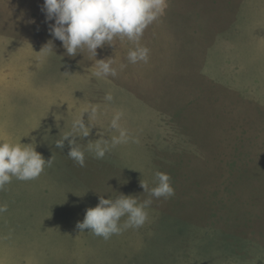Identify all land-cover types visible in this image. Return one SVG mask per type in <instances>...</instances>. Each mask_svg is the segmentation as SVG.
<instances>
[{"label": "rangeland", "instance_id": "374dc122", "mask_svg": "<svg viewBox=\"0 0 264 264\" xmlns=\"http://www.w3.org/2000/svg\"><path fill=\"white\" fill-rule=\"evenodd\" d=\"M166 3L140 41L148 62L117 37L96 57L117 76L97 79L95 57L50 34L44 0H0V142L52 159L0 191V264H264V0ZM89 105L82 147L116 135L117 113L130 138L80 167L55 142ZM157 170L175 194L152 198L142 227L108 240L77 228L101 196L148 199Z\"/></svg>", "mask_w": 264, "mask_h": 264}, {"label": "clouds", "instance_id": "9594fccd", "mask_svg": "<svg viewBox=\"0 0 264 264\" xmlns=\"http://www.w3.org/2000/svg\"><path fill=\"white\" fill-rule=\"evenodd\" d=\"M166 7V0H44L42 11L47 21L54 20L49 32L62 42L66 54L74 57L78 52L87 50L95 57L92 75L97 79H105L117 76V70L112 66L114 59L96 58L97 49L105 44L113 45L117 37L121 40L126 38L134 45L127 54V60L132 64L147 63L150 49L140 43L141 38L148 26L164 14ZM53 48V43L49 41L40 52L51 53ZM104 99L112 101L111 92ZM85 113L89 114L88 125L84 121ZM97 116L98 106L89 105L80 117L72 120L70 130L55 142L58 148L63 149L65 141H68L70 150L67 156L80 167L86 166V152L95 159H103L109 151V144L116 147L127 143L130 138L127 129L121 127V115L117 113L109 125L116 135L110 140L101 138L89 141L86 148L82 147L76 138L89 136ZM33 145L35 143L0 142V191L13 178L21 181L35 179L46 165H51L52 159L45 160ZM153 183L154 186L150 188L146 181H141L144 192L149 194V198L143 201L133 195L121 194L115 199L101 196L96 207L87 209L84 220L77 223V228L81 232L89 229L93 235L108 240L125 230L142 227L148 219L147 209L153 202L152 198L167 199L175 194L169 174L155 171ZM6 211L7 205H0V213Z\"/></svg>", "mask_w": 264, "mask_h": 264}, {"label": "trees", "instance_id": "16d2710c", "mask_svg": "<svg viewBox=\"0 0 264 264\" xmlns=\"http://www.w3.org/2000/svg\"><path fill=\"white\" fill-rule=\"evenodd\" d=\"M8 196V195H7ZM5 197V194L4 195H2V198H4ZM9 197V196H8ZM235 241H236V237H234V236H231V244H232V247H233V244L235 243Z\"/></svg>", "mask_w": 264, "mask_h": 264}]
</instances>
